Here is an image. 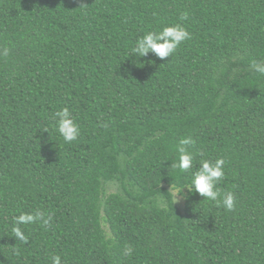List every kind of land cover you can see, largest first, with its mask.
Masks as SVG:
<instances>
[{
    "label": "trees",
    "instance_id": "1",
    "mask_svg": "<svg viewBox=\"0 0 264 264\" xmlns=\"http://www.w3.org/2000/svg\"><path fill=\"white\" fill-rule=\"evenodd\" d=\"M175 23L191 39L172 56L129 55ZM253 60L264 62V0H0V264H264ZM62 107L80 125L70 144L55 127ZM189 135L181 174L172 162ZM220 157L217 187L235 208L193 193L179 209L171 185ZM37 211L51 220L22 225V244L13 217Z\"/></svg>",
    "mask_w": 264,
    "mask_h": 264
},
{
    "label": "clouds",
    "instance_id": "2",
    "mask_svg": "<svg viewBox=\"0 0 264 264\" xmlns=\"http://www.w3.org/2000/svg\"><path fill=\"white\" fill-rule=\"evenodd\" d=\"M188 13L181 14V19L187 18ZM191 39V33L181 23L164 26L160 31H148L144 35L139 36L134 46L131 48L129 55L136 57H144L151 51L154 52L162 60L172 56L182 44V42ZM8 54V49L5 48L3 55ZM252 69L259 75H264V62L253 60ZM57 117L55 127L59 135L66 143L76 141L80 136V125L68 107H62L55 113ZM107 127V125H105ZM195 144L192 136L182 137L177 145L176 151L178 159L172 162V167L178 169L181 174L188 173L193 169L195 153L190 150V146ZM200 166L194 171H191L190 177L185 179V182L178 186L171 185V191L174 201L187 199L188 195L198 193L203 197V200L212 202L217 207H223L226 211H232L235 208V195L229 191L221 194L217 187L219 182L225 176V159L223 157L212 159H201ZM187 189V192L184 189ZM51 220V215H45L43 212H21L18 216L13 217L11 236L22 244L29 241V236L25 234L22 225H31L42 223L48 225ZM133 248L129 245L124 249L126 256H131ZM52 264H61L60 255H52Z\"/></svg>",
    "mask_w": 264,
    "mask_h": 264
},
{
    "label": "rangeland",
    "instance_id": "3",
    "mask_svg": "<svg viewBox=\"0 0 264 264\" xmlns=\"http://www.w3.org/2000/svg\"><path fill=\"white\" fill-rule=\"evenodd\" d=\"M185 191V190H184ZM172 192V191H171ZM175 202V201H174ZM176 206L181 209L183 206V199H180L178 202H175Z\"/></svg>",
    "mask_w": 264,
    "mask_h": 264
}]
</instances>
